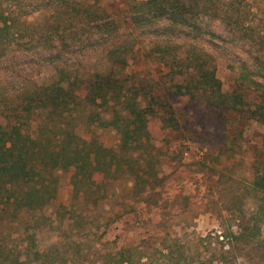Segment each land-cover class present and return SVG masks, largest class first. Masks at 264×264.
Masks as SVG:
<instances>
[{
  "label": "rangeland",
  "instance_id": "rangeland-1",
  "mask_svg": "<svg viewBox=\"0 0 264 264\" xmlns=\"http://www.w3.org/2000/svg\"><path fill=\"white\" fill-rule=\"evenodd\" d=\"M64 1L15 25L11 45L0 56V107L3 100L34 84L54 81L55 64L41 57L59 49L64 55L57 67L83 79L108 69L109 49L126 56L132 73L150 67L144 53L161 39L133 29L129 20L130 5L145 0ZM241 3L196 17L203 28L219 35L212 46L200 41L175 43L211 53L221 91L230 93L237 83H245L244 88L250 87L245 100L252 101L256 90L241 82V75L263 84L253 73L264 70V0ZM222 11L233 20H222ZM170 104L180 132L162 129L153 119L148 123L160 187L132 197L131 183L117 179L104 187L105 198L93 205L74 199L64 174L57 171L58 188L52 200L40 211L24 214L23 221L0 225V237L18 261L115 264L118 253L136 256L138 249L158 263L161 249L172 252L174 264H185L183 256L190 264H264V186L253 184L264 177V125L247 123L235 144L216 136L210 139L212 132L219 131L216 116L202 103L176 97ZM97 113L109 120L101 109L78 104L64 120L65 130L72 129L83 140L94 136L116 150L115 130L99 124ZM34 128L31 123L30 130ZM254 227L259 229V244L228 238L197 245L206 235L227 230L236 235L252 233Z\"/></svg>",
  "mask_w": 264,
  "mask_h": 264
},
{
  "label": "trees",
  "instance_id": "trees-1",
  "mask_svg": "<svg viewBox=\"0 0 264 264\" xmlns=\"http://www.w3.org/2000/svg\"><path fill=\"white\" fill-rule=\"evenodd\" d=\"M242 1L145 0L131 4V27L161 39L153 41L144 53L150 59V67L144 73L130 72L126 56L114 49L107 51L108 69L86 79L57 67L64 55L62 49L42 55L41 61L55 64L56 79L47 84H34L1 102L0 225L12 226L19 219L23 221L24 214L40 211L52 200L58 188L54 176L57 171L64 174L74 199L90 200L93 205L105 198L104 187L117 179L131 183L132 197L160 187L158 159L148 123L153 119L162 129L180 132L170 104L176 97L202 103L216 116L213 120L219 131L212 132L210 139L216 136L235 144L241 140L242 127L247 123L264 125L263 69L253 73V78H261L263 84L241 75V82H248L256 90L253 100L246 101L250 87L244 88L245 83H237L230 93L221 91L211 53L193 45L185 47L175 43V40L200 41L212 46L219 35L203 28L196 17L209 12L216 14L222 7H232V3L241 5ZM55 2L65 1L0 0V56L11 45L16 24L49 9ZM222 12V20H233ZM80 103L99 108L108 115L106 121L95 114L99 124L115 130L116 150L94 136L83 140L72 129L65 130L64 120L71 117ZM31 123L35 125L33 131ZM253 184L264 186V177H257ZM250 232L236 235L221 231L212 237L199 238L197 245L209 246L212 239H219L221 243L228 238L252 239L259 244V229L254 227ZM137 250L134 249L138 252L136 256L130 252L118 253L115 264H174L170 251L158 250L161 259L157 263L146 251ZM186 260L183 256L182 261L190 264ZM0 264H22L11 247L4 244L3 237H0Z\"/></svg>",
  "mask_w": 264,
  "mask_h": 264
}]
</instances>
